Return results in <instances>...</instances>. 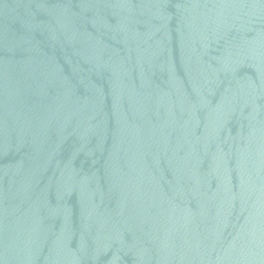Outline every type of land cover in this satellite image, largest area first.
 <instances>
[{
    "label": "water",
    "instance_id": "1",
    "mask_svg": "<svg viewBox=\"0 0 264 264\" xmlns=\"http://www.w3.org/2000/svg\"><path fill=\"white\" fill-rule=\"evenodd\" d=\"M0 264H264V0H0Z\"/></svg>",
    "mask_w": 264,
    "mask_h": 264
}]
</instances>
